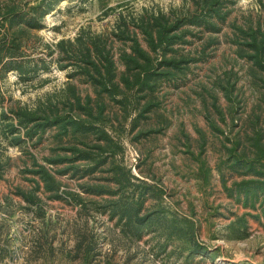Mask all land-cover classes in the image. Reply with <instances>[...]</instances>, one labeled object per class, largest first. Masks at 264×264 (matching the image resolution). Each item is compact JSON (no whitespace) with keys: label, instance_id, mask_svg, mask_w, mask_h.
<instances>
[{"label":"rangeland","instance_id":"1","mask_svg":"<svg viewBox=\"0 0 264 264\" xmlns=\"http://www.w3.org/2000/svg\"><path fill=\"white\" fill-rule=\"evenodd\" d=\"M205 1L59 0L32 14L40 29L0 18V41L48 67L0 74V237L22 241L0 264H264V0H215L217 32L159 43ZM40 2L0 0V15Z\"/></svg>","mask_w":264,"mask_h":264},{"label":"trees","instance_id":"2","mask_svg":"<svg viewBox=\"0 0 264 264\" xmlns=\"http://www.w3.org/2000/svg\"><path fill=\"white\" fill-rule=\"evenodd\" d=\"M59 0H41V2L38 4L37 7H33L29 9V13H16L15 10H7L4 15H0V18H2L3 21H8L9 24L12 25H20V27L27 28V29H40L41 24L37 21L36 17L32 15L33 13L38 14V19L44 18V16L50 11L52 8V4L57 2ZM216 8V1L215 0H206L204 6L202 7V11L200 10L201 14L199 15H193L192 17H187L180 19L178 21H175V23L168 28L162 27L159 25V30L157 32V40L159 43L163 44H171L173 39L175 37L168 38L169 34H171L173 31L178 30L180 27L184 25L193 26L196 28H203L204 30H207L209 32H217L218 27L215 25L211 20V18H217V20L223 22L224 18L218 15V13L215 11ZM217 15V16H216ZM150 44H153V38L152 36L145 32L144 33ZM252 40L254 43H252V47H255L256 45V37L252 36ZM261 48L258 49L259 51H264V36L262 38V44ZM21 45L16 42L14 39H10L5 34V37L1 39L0 41V74L5 73L6 71H15L19 78L21 79H28L30 76H35L39 71H47L48 67L46 65H41V67H38L37 60H30L25 61L22 59V51H21ZM263 54V53H262ZM1 76V75H0ZM3 98L0 96V107L2 103ZM15 120L17 121V124L21 128L27 129V126L30 122H34L37 120L34 117H27V119H22L21 115L18 112H14ZM1 120H9L7 115L4 112H0ZM59 123V119L55 121H46L43 126L48 125H55ZM19 133L18 128H16L15 125H10L8 134L10 136ZM28 139H32L35 133L27 132L25 133ZM14 145H19L22 141L19 138L13 139ZM57 161H51V163H55ZM38 173H41L42 178L45 177L49 178V175L46 173L44 169H41ZM44 176V177H43ZM138 221L143 222L141 219Z\"/></svg>","mask_w":264,"mask_h":264},{"label":"crops","instance_id":"3","mask_svg":"<svg viewBox=\"0 0 264 264\" xmlns=\"http://www.w3.org/2000/svg\"><path fill=\"white\" fill-rule=\"evenodd\" d=\"M3 224H5V223H3ZM3 224H2V226H3ZM4 236H5V234H2L0 237V258L8 259V258H11V257H14L15 255H17V250L15 248L14 249H12V248H13V246L14 247L19 246L18 248L21 249L22 241L21 240H19L17 242L16 241L14 242V240L12 241L10 239V234H9L8 237H6L8 239H7V242L5 243L4 242ZM30 244H31V246L37 245V243L34 241H31ZM25 250H27V249L25 248ZM26 257H27V255H26ZM4 262L6 263L7 260H4ZM6 264H9V263L7 262Z\"/></svg>","mask_w":264,"mask_h":264}]
</instances>
